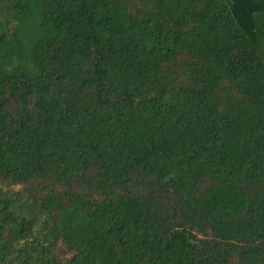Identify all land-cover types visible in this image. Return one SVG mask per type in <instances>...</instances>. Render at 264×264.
<instances>
[{
  "label": "trees",
  "instance_id": "1",
  "mask_svg": "<svg viewBox=\"0 0 264 264\" xmlns=\"http://www.w3.org/2000/svg\"><path fill=\"white\" fill-rule=\"evenodd\" d=\"M0 264H264V0H0Z\"/></svg>",
  "mask_w": 264,
  "mask_h": 264
}]
</instances>
